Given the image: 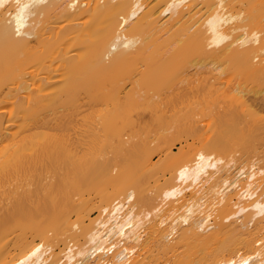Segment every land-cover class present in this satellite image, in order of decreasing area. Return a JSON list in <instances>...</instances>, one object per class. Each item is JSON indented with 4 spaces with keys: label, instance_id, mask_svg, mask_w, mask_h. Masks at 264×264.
I'll return each instance as SVG.
<instances>
[{
    "label": "bare ground",
    "instance_id": "1",
    "mask_svg": "<svg viewBox=\"0 0 264 264\" xmlns=\"http://www.w3.org/2000/svg\"><path fill=\"white\" fill-rule=\"evenodd\" d=\"M199 79L194 109L223 105L212 133L181 98ZM175 97L184 108L151 125L194 142L146 197L150 150L117 125ZM73 123L95 125L81 152ZM263 148L264 0H0V264H264Z\"/></svg>",
    "mask_w": 264,
    "mask_h": 264
},
{
    "label": "rangeland",
    "instance_id": "2",
    "mask_svg": "<svg viewBox=\"0 0 264 264\" xmlns=\"http://www.w3.org/2000/svg\"><path fill=\"white\" fill-rule=\"evenodd\" d=\"M179 73L180 74H178L179 76H178L177 80H175V82H174L175 83L174 89L176 88V85H177L178 81L180 80V77L182 76V70L179 71ZM226 75H229L231 77L234 74L231 75V73L228 72ZM222 78H223L222 80H224V79H226V76H223ZM227 80L225 81V83L227 82ZM207 81L208 82H213L214 79L213 78L207 79ZM126 84H128V82ZM184 84H186V85H184ZM184 84H179V85H182L180 87H183V86H187V84H188L189 85L188 87H191V88H189V90H184L183 89V94H182V97H181L183 100H189L192 103V105H191L192 107L189 109V110H191V118L194 119V122L197 121L196 122L197 124L199 123L198 126L201 128V130L207 129V131L212 133L213 132V128L210 127L209 125H210V123H213L214 118L217 117V115L219 114V111L221 112L223 105L222 104H214V105H212L210 103L209 104L210 107H209V105H207V106L211 110H209L208 113L205 112L204 114H201L200 112H198L197 109H194L195 106L202 105V101H203L202 99H203V97L205 95V93L203 92V90L201 88L196 91V87L201 84V80L199 79V80L194 81V82H186ZM132 88H133V85L129 84L125 91H128V90H130ZM120 89H122V88H120ZM224 89H226L225 86H224ZM136 90L138 91V93H137L138 96H142L145 99L148 98V97H151L153 95V92L150 91V90H145V89L143 90V89H139V88H137ZM174 91L175 90H168V93L169 92H174ZM172 94L176 95V93H172ZM132 95L135 97V99L137 101H139V102L143 101V99H139L138 96L133 94V90H132ZM162 101H166L167 104L166 103H161L160 104L158 102V104H157L158 108H157V110H154V111L152 109L147 108V107H145V108L144 107H138V108L132 109L129 112V116H130V118L132 120V123H133V124L130 123L131 126L130 125L124 126V125H122L120 123H118V125H117L120 128V134L118 135V138H119V136H121L123 141L126 142L124 144L128 145L130 142L135 141L138 138L142 137V138L145 139L146 145H147V147L150 150V152L148 154V163L151 164L152 166H154L156 169H154L153 172H152V174H154L153 177H146L144 179V181H145L144 187H146V189H145L146 190L145 191L146 194H144V195L146 197L147 196L150 197V196H152V194L153 195L158 194V196H160L159 195L158 185H160V183H163V181L165 182V180H167V179H168L167 181H170V174L167 171L166 167L164 165L163 166H156V165H158L160 162L167 163V161L170 159V156H178L179 155V150L182 147L185 148L187 145H189L190 143L194 142L192 137L185 136V135H183L181 137H178V138H175V139H172V138H170L171 137L170 130L161 129L160 128L161 125H151L152 123H154V119L157 116L163 117V120H165V119L169 118L173 113L178 112L181 108H184V106H185V104H182L180 102V99L177 98V97L173 98V100H165V99H163ZM211 105H212V108H211ZM97 107H98V109L103 108L101 105H98ZM86 110H87L86 106L81 107L76 113H74L75 114L74 118H78L79 119L81 116H83L86 113ZM148 123H150V124H148ZM162 123H166V122H162ZM187 123H189V120H188ZM86 127L94 128L95 125H93V124L83 125L82 123H73L69 127L70 128L69 129L70 132L67 131L65 133V135L67 136V137L65 136L66 139H68V140L72 139V140H70V141H72V145H70L71 148L74 149L75 144L78 143L77 146H75L76 152L77 151L81 152L83 149L86 148V146H88L87 143L90 140L89 135L85 134V136H84V134H83L85 129H86ZM209 128H211V129H209ZM30 129L31 128L28 127L27 131H29ZM138 130H139V132H138ZM160 132L164 133L168 137V141L167 142L163 143V141L158 139V136L160 135ZM118 138H117L116 135H112L109 138L108 142L110 143V145L115 146L117 144ZM81 140H82V142H81ZM83 140H85V141H83ZM84 142L86 143V146L84 145L85 144ZM79 145H80V148L78 147ZM76 147L79 148V150H77ZM111 150H112V152H111ZM105 153H107V154H105ZM105 153H104V155L108 156L107 157L108 159H110L113 156V158H111V160H110L111 161V165H112L113 162L116 165L117 164L116 163L117 157L114 156L116 153L113 151V148L112 147L109 148L108 151L107 150L105 151ZM113 153H115V154L113 155ZM234 155H235L236 158H239L242 154L240 152H236ZM106 156H104V157H106ZM255 158L258 160V164L261 165L262 161L264 160V148L261 151L259 150V154L257 153ZM114 159H116V161ZM113 166L114 165H112V167ZM116 166L119 167L118 164ZM116 166H114L115 168L110 167L112 169L110 170L111 172L109 171V173L114 175L117 172L116 168H118ZM110 181H111V179L109 180V182L105 183L104 186L108 187ZM91 192L89 193V191L88 192L85 191L84 198L89 199L92 202L97 201V197L95 196V193L93 191H91ZM78 195L79 194H73L72 195V199L74 201H77L80 198V195L79 196ZM82 198L83 197H81V199ZM158 201H160V197L158 198ZM155 202H157V200ZM149 208H150L149 205L143 207V209H145V210H149ZM91 210L89 211V214H90V218H93V217H95L97 215L98 212L94 211L95 209L93 210V212H91ZM84 214L85 213H83V215ZM87 215H88L87 213L84 215V219L87 218ZM75 217H76V215L73 213L72 214V219H75ZM32 227L33 226L31 225L30 228L32 229ZM13 235L14 234H11V236H13ZM62 247H63V245L59 244V246L56 248V251L58 252L60 249H62ZM159 258H160L159 260H160L161 263L164 262L165 256H159Z\"/></svg>",
    "mask_w": 264,
    "mask_h": 264
}]
</instances>
